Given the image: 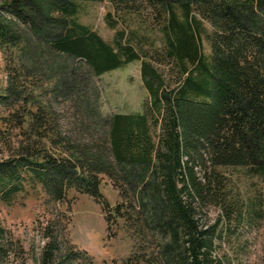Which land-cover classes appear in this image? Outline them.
Segmentation results:
<instances>
[{"label":"trees","instance_id":"1","mask_svg":"<svg viewBox=\"0 0 264 264\" xmlns=\"http://www.w3.org/2000/svg\"><path fill=\"white\" fill-rule=\"evenodd\" d=\"M81 1L100 0L3 2L16 22L0 16V132L10 128L18 139L0 158L4 201L31 173L46 203L74 190L104 204L103 176L120 199L113 216L105 205L107 229L121 220L134 240L123 264H222L214 256L217 228L243 202L220 170L243 168L264 190V0H107L120 18L147 15L161 34L150 50L124 29L105 42L76 19ZM105 21L115 30L110 13ZM135 61L147 93L142 112L104 117L94 79ZM160 67L174 70L173 84ZM66 104L77 118L63 133L57 106ZM206 207L224 218L203 223ZM44 232L41 264H94L74 247L58 260Z\"/></svg>","mask_w":264,"mask_h":264},{"label":"rangeland","instance_id":"2","mask_svg":"<svg viewBox=\"0 0 264 264\" xmlns=\"http://www.w3.org/2000/svg\"><path fill=\"white\" fill-rule=\"evenodd\" d=\"M4 1L0 0V16L16 22L3 6ZM108 13L117 23L115 30L110 29L105 21ZM76 19L108 44L113 43L115 31L123 29L136 32L138 38L144 37L145 44L140 45L144 50H150L153 42L158 46L161 40V34L150 26L144 12L142 17L124 15L120 18L107 0L78 2ZM205 26L207 32L211 33V28L206 23ZM199 41L203 55L208 57L210 46L205 35ZM160 70L173 84L176 80L174 70L167 67H160ZM94 82L100 95V112L104 117L142 112L147 93L141 82L139 62H131L107 72L95 78ZM5 84V60L0 51V91ZM57 108L62 132H69L73 128L71 123L77 117L73 119V111L67 104L58 105ZM0 114L5 115L6 111L0 108ZM16 134L17 131L10 128L0 132V158L10 156L13 148L17 147ZM220 171L228 180L233 198H239L243 205L239 206L240 212L231 215L230 221L224 219L218 226L214 256L222 264H264L263 185L243 168ZM101 178L100 193L104 204L74 190H69L61 202L46 203L45 194L31 173L24 175L21 191L9 202L4 201L0 189V264H41V253L48 242L44 238L46 228L54 237L58 260L70 247H74L84 251L94 264H123L134 252V240L123 229L121 220H111L108 231L105 205L109 206V213L113 216V207L120 199L110 182L103 176ZM254 208L259 211L254 213ZM200 214L203 223L207 224L224 218L216 207H206ZM66 264L90 263L88 260L74 259Z\"/></svg>","mask_w":264,"mask_h":264}]
</instances>
